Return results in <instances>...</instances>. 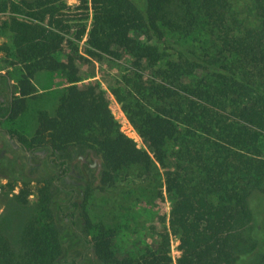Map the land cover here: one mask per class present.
Here are the masks:
<instances>
[{
	"label": "trees",
	"instance_id": "16d2710c",
	"mask_svg": "<svg viewBox=\"0 0 264 264\" xmlns=\"http://www.w3.org/2000/svg\"><path fill=\"white\" fill-rule=\"evenodd\" d=\"M241 1L80 0L70 13L65 0H0L12 35V50H4L19 65L16 91L0 99V120L36 97V72L65 79L53 112H35L31 135L6 132L52 172L34 186L6 172L9 192L20 183L11 208L25 205L33 188L36 210L24 220L6 217L8 226L0 220V264H76L77 255L96 264H264L255 204L264 198V0ZM204 33L215 42L197 46L193 35L201 43ZM123 56L126 72L109 90L83 76V63ZM111 95L143 147L119 129ZM86 150L96 158L95 180L73 168ZM157 165L167 220L159 215L155 248L120 256L113 230L92 221L87 202L94 189L112 190L125 169L137 166L149 179ZM171 236L179 240L175 260Z\"/></svg>",
	"mask_w": 264,
	"mask_h": 264
},
{
	"label": "rangeland",
	"instance_id": "374dc122",
	"mask_svg": "<svg viewBox=\"0 0 264 264\" xmlns=\"http://www.w3.org/2000/svg\"><path fill=\"white\" fill-rule=\"evenodd\" d=\"M69 5L68 11L70 13L77 12L80 0H65ZM238 1L239 6H242L241 0ZM247 1V0H245ZM8 12H0V72L7 74L6 78L0 76V96L6 98L8 92L5 90L7 84L11 85L12 90L17 89V76L19 75V65L16 58L11 51L10 55L5 52L4 47L11 49V32L8 30L5 22L9 19ZM172 36L167 34V37ZM197 46L203 44L209 46L213 41L214 36L205 34L201 37V43L197 41ZM80 45H83V40ZM192 38H182L179 40L181 44L190 45ZM127 58L123 56L122 62H115L113 60H104L98 62L91 60L90 63L80 65L83 76L96 79L103 88L109 90L111 86L117 84L121 75L126 72L125 62ZM9 65V67H5ZM64 77L59 72L38 71L33 77V83L39 92L36 97L29 98L26 110L20 113L13 119L0 120V220H4L5 225L8 226V218L11 220H19L20 218H27L35 212L36 207V192L32 188V193L28 197L25 205H19V208L13 209L10 206V199L12 193L18 192L20 183L14 186L12 192L8 191L6 182V172L10 176L16 178H30L31 186L36 183L37 177L51 176V166L45 157H33L32 159L24 153L15 142L6 136L7 130H16L23 132L28 136L32 134L35 126V112L40 108H47L53 112L56 101V93L59 88L64 85ZM16 92L15 94H17ZM40 94V95H39ZM109 108L119 124V129L132 138L138 147H143L144 144L137 130L130 123L125 112L121 109L120 104L116 101L113 95L109 103ZM80 156V155H79ZM81 160L75 158L73 166L76 174L84 173L83 169L89 172L90 177L94 179L97 174L96 168L89 166L92 162H96V158L91 151L86 150L81 154ZM5 162V164H4ZM6 163L8 169H6ZM13 169H11V167ZM154 168L149 179H145L139 172L137 166H131L119 175L118 183L109 192L94 189L91 197L87 202L89 215L93 222H102L114 232V247L118 255L138 256L139 253L146 247L155 248L157 230L162 227L164 218L167 220V212L169 208V200L166 195L165 182L162 168L157 165ZM10 170L14 172L10 173ZM81 175V174H80ZM93 175V177H92ZM81 177V176H79ZM68 185V183H67ZM70 194L66 191L65 195ZM257 211L262 218L257 220L256 226L258 230L262 231L263 241L259 248L264 250V198L257 197L256 202ZM13 210V211H11ZM166 214V215H165ZM10 215V216H9ZM159 215H164L159 217ZM22 220V221H23ZM16 221V220H15ZM13 222V221H11ZM4 225V226H5ZM6 226V228H7ZM18 226V224H17ZM12 227V225H11ZM20 229L14 234V243H17V234ZM179 240L175 236H171L170 253L175 258L180 254L178 249ZM78 259L76 264H93L94 261L88 263L87 258ZM64 264H71L66 262ZM94 264H96L94 262Z\"/></svg>",
	"mask_w": 264,
	"mask_h": 264
},
{
	"label": "flooded vegetation",
	"instance_id": "af4514ba",
	"mask_svg": "<svg viewBox=\"0 0 264 264\" xmlns=\"http://www.w3.org/2000/svg\"><path fill=\"white\" fill-rule=\"evenodd\" d=\"M6 80H7V77H6ZM5 90L8 92V96L12 93L11 91H13V90H12V87H11V85H9V83L7 84ZM8 96H7V97H8ZM1 98H3V97L0 96V99H1ZM6 136L9 138V135H6Z\"/></svg>",
	"mask_w": 264,
	"mask_h": 264
}]
</instances>
